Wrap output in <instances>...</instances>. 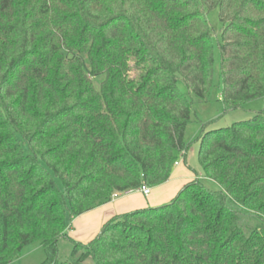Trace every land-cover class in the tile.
Listing matches in <instances>:
<instances>
[{"label":"trees","instance_id":"16d2710c","mask_svg":"<svg viewBox=\"0 0 264 264\" xmlns=\"http://www.w3.org/2000/svg\"><path fill=\"white\" fill-rule=\"evenodd\" d=\"M264 98V0H0V264L33 242L57 259L69 223L166 183L192 105ZM197 138L202 176L113 216L70 264H264V108Z\"/></svg>","mask_w":264,"mask_h":264},{"label":"rangeland","instance_id":"374dc122","mask_svg":"<svg viewBox=\"0 0 264 264\" xmlns=\"http://www.w3.org/2000/svg\"><path fill=\"white\" fill-rule=\"evenodd\" d=\"M206 15L212 26L211 42L213 45L214 57V74L212 86L205 101L195 102L192 105L191 120L187 124L184 134V142L187 146V150L184 155L178 156L177 161L178 163H180L183 169L190 170V172L194 170V172H192L193 175H195L196 173L199 174V180L204 183L210 190H217L219 186L215 182L207 180L202 176V171L198 163L197 138L200 135L202 127L204 125H207L206 130H214L227 127L236 121L248 120L255 113L264 108V98L253 100L247 103L242 109L232 110L227 113L224 112V107L221 101L222 85L219 70V50L217 47V42L220 38V21L218 19V10L214 9L211 11H207ZM82 225L83 223H75L72 219L68 226L69 229L75 230L78 228L80 229V226ZM72 232L73 231L68 233V236L72 239V241L81 243V241L75 239L76 235H74V233ZM72 241L65 238H60L58 240L57 259L60 263L70 264V255L73 249ZM45 259L46 254L42 245L39 242H33L24 247L19 258L13 260L8 264H43L45 262ZM83 264H93V261L89 259L86 260Z\"/></svg>","mask_w":264,"mask_h":264},{"label":"crops","instance_id":"0c3cea01","mask_svg":"<svg viewBox=\"0 0 264 264\" xmlns=\"http://www.w3.org/2000/svg\"><path fill=\"white\" fill-rule=\"evenodd\" d=\"M192 172L183 169L178 163L174 165L170 179L166 183L149 188L147 195L137 189L113 196L109 202L73 218L75 223H83V225L80 226V229H69L68 233L73 231L72 233L76 235L75 239H78L81 243H86L93 239L99 233L103 224L113 216L169 202L187 182L195 177L199 178V174L193 175Z\"/></svg>","mask_w":264,"mask_h":264},{"label":"built area","instance_id":"2783aa9c","mask_svg":"<svg viewBox=\"0 0 264 264\" xmlns=\"http://www.w3.org/2000/svg\"><path fill=\"white\" fill-rule=\"evenodd\" d=\"M177 164H178V161H176V162L174 163V165H177ZM139 190H140L144 195H147V194L149 193V188L146 187V186H141V187L139 188Z\"/></svg>","mask_w":264,"mask_h":264}]
</instances>
